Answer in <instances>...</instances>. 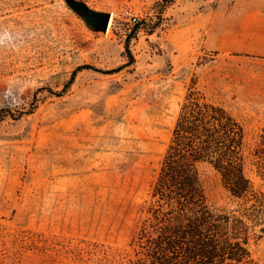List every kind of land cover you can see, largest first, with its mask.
<instances>
[{
	"label": "rangeland",
	"instance_id": "1",
	"mask_svg": "<svg viewBox=\"0 0 264 264\" xmlns=\"http://www.w3.org/2000/svg\"><path fill=\"white\" fill-rule=\"evenodd\" d=\"M161 1L0 0V108L40 100L0 121V264H128L193 81L241 124L251 158L264 129V0ZM74 3L109 15L107 30ZM85 64L121 69L80 71L56 96ZM245 174L264 192L249 161ZM199 177L209 205H236L213 168ZM251 253L264 264V236Z\"/></svg>",
	"mask_w": 264,
	"mask_h": 264
},
{
	"label": "trees",
	"instance_id": "2",
	"mask_svg": "<svg viewBox=\"0 0 264 264\" xmlns=\"http://www.w3.org/2000/svg\"><path fill=\"white\" fill-rule=\"evenodd\" d=\"M173 1L159 4L163 8ZM120 69L102 72L87 64L78 66L55 95L65 92L80 71ZM39 101L34 93L27 108H0V121L31 114ZM247 161L264 185V129L248 160L241 124L193 81L151 182L146 212L130 243L133 257L128 264H256L251 246L264 236V192L246 176ZM203 164L219 174L223 187L236 200L233 208L220 209L206 202L199 177Z\"/></svg>",
	"mask_w": 264,
	"mask_h": 264
},
{
	"label": "water",
	"instance_id": "3",
	"mask_svg": "<svg viewBox=\"0 0 264 264\" xmlns=\"http://www.w3.org/2000/svg\"><path fill=\"white\" fill-rule=\"evenodd\" d=\"M73 6L77 11L82 15L88 24L94 27H98L103 31H106L108 28V21L110 20L109 15L95 13L88 10L85 6L79 3H74Z\"/></svg>",
	"mask_w": 264,
	"mask_h": 264
},
{
	"label": "built area",
	"instance_id": "4",
	"mask_svg": "<svg viewBox=\"0 0 264 264\" xmlns=\"http://www.w3.org/2000/svg\"><path fill=\"white\" fill-rule=\"evenodd\" d=\"M124 13L130 21L135 22L137 20L136 16L133 13H131L130 11L125 10Z\"/></svg>",
	"mask_w": 264,
	"mask_h": 264
}]
</instances>
